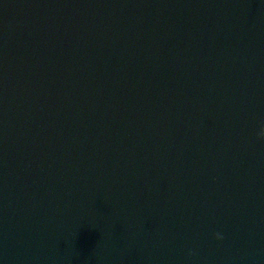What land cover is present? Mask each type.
<instances>
[{
    "label": "water",
    "instance_id": "1",
    "mask_svg": "<svg viewBox=\"0 0 264 264\" xmlns=\"http://www.w3.org/2000/svg\"><path fill=\"white\" fill-rule=\"evenodd\" d=\"M0 264H264V0H0Z\"/></svg>",
    "mask_w": 264,
    "mask_h": 264
}]
</instances>
